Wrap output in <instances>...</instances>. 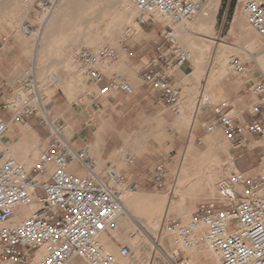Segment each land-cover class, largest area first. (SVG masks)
I'll list each match as a JSON object with an SVG mask.
<instances>
[{"label": "built area", "instance_id": "2783aa9c", "mask_svg": "<svg viewBox=\"0 0 264 264\" xmlns=\"http://www.w3.org/2000/svg\"><path fill=\"white\" fill-rule=\"evenodd\" d=\"M127 1L147 16V20L138 21L139 25H146L154 14L179 25L194 22L210 0ZM241 11L264 41V0H246ZM191 59L175 27L164 24L160 39L150 49L148 62L140 73L148 93L175 112L182 96L175 73L190 66ZM117 60V53L108 47L96 51L83 48L76 54L75 64L80 73L98 89L92 96L94 100L134 94L130 83L103 72L104 67H111ZM230 68L244 75L238 58L231 59ZM2 88L0 143L10 127L34 119L44 133V150L27 170L7 156L8 147L3 144L0 262L70 264L83 260L87 264H119L118 256H130V249L122 246L115 255L107 251L101 238L116 225L120 189L132 192L136 185L123 188L126 178L120 172L112 168L97 172L90 148L73 147L72 138L66 135L68 126L52 117V102L32 70L23 75L17 91L6 81ZM249 94L253 99L249 121H236L227 102L207 106L201 111L212 113L206 133L219 130L235 149L245 148L248 137L264 140V75L251 85ZM135 161L128 156V164L134 165ZM154 173L157 187H166L165 168L158 166ZM32 206L36 207L32 215L23 217L18 213L20 208ZM166 232L188 246H207L219 257V264H264V176L254 178L232 171L217 185L216 196L209 203L200 205L187 222L169 221ZM172 264L194 263L178 253Z\"/></svg>", "mask_w": 264, "mask_h": 264}, {"label": "rangeland", "instance_id": "374dc122", "mask_svg": "<svg viewBox=\"0 0 264 264\" xmlns=\"http://www.w3.org/2000/svg\"><path fill=\"white\" fill-rule=\"evenodd\" d=\"M39 1L43 4L47 0H0V50L6 45L15 48L10 55L2 56V61H0V94L3 92L2 83L4 81L10 83L13 90L17 91L20 88V80L23 75L30 70L34 72L36 67H41V71L39 70L38 72V80L44 88V94L48 101L52 102V117L65 122L72 132V137L75 129H78L82 131L80 134L90 141L93 139L94 133L97 130L98 118L102 117L104 114L103 111L99 114H95V120H92L95 112L91 108L92 96L97 93L98 89L94 84L88 82L87 78L83 75L82 80H84V83H79L76 77L81 73L75 64V59L73 58L67 65V63L64 64L62 58L68 56L71 59V57H75L83 48H91L96 51L101 47H109L113 49L117 55H124L122 51L127 43L130 42L129 36L136 34V38L139 39L142 35L138 21L147 20V17H143L144 15L142 16L141 13H137L135 7L131 5H128L127 7V3L122 0H119L120 3H117L116 0H66L65 8L72 7L74 14L73 23L66 22V25H85L87 26L85 30L89 35L102 32L101 38L108 37V33L110 36H117L116 40L117 42H120L119 47L107 44L89 46L88 44L82 43L70 53L68 52V47L65 51L63 50L56 54L47 51L44 55L49 60L41 61L36 66V63L32 61L35 37L31 35H23L20 33V29L26 24H30L35 29H38L40 25H45L47 23L46 21L41 20V18L44 17V12L37 7ZM245 1L246 0H222L216 16L214 28L210 33H202V37L198 39V41L201 42L202 47L208 50V58H211L210 62H208L209 68L206 66V69L208 70H211L214 63H216L214 62V56L216 55L217 51H215V49L216 46H218L219 41L228 44L236 51L230 54V56H232L229 57V62L233 58H238L243 65L244 75H238V73L233 72L229 66L230 74L225 80L232 78L236 79L235 77L238 76L241 78L249 77L259 81L263 75L264 66L260 68L254 61V58L258 57L257 59L261 61L264 58V52L256 50L252 51L253 56L248 55L247 52L244 51V49L249 50L248 44H246V41L242 38L237 26L239 18H246L241 11L242 3ZM152 18L154 22L150 20L146 24L149 25V29L156 28L157 31H162L164 24L159 20L157 21L155 17ZM45 19L48 20L49 16ZM195 22L196 20L189 25L192 27L195 25ZM62 23L64 24V22ZM68 29L69 27L65 28L68 40H70L75 33H80L78 30L75 31L76 29L70 30V32ZM250 30L253 31L252 36L264 44V41L258 36V34L251 28ZM122 34L126 35L122 38ZM147 37L148 39H151L149 38L150 36ZM212 38L215 40H212ZM156 40V42L150 41L148 45L149 49L159 41L158 39ZM212 41H214L213 43H216L214 44L215 47L207 48ZM143 45H145V43ZM129 52L130 51L127 49L125 55L127 56V53ZM19 53L22 54V56ZM211 55L213 58L210 57ZM22 57L27 58L28 61L20 62L19 58ZM15 58L17 61L13 60ZM128 58V56L125 57V60L127 61ZM130 60L133 59L131 58ZM20 65H22V68L19 67ZM190 67L191 70L189 73L193 72L192 64ZM102 70L108 75L117 73L123 81L129 82L133 88H135V85L143 86L140 77L137 75V71L130 66L128 61L126 64H114L110 68L104 67ZM59 73H64V75H70L72 77L70 79V82L72 83L70 88L67 87L66 84L62 87L60 83H53L54 79H58ZM193 77L194 76L192 75L188 76L189 82L182 77V83L186 84L183 93L186 90H190L186 88H193V90H191L194 92V96H191V99L193 100L192 107H179L178 105L175 114L171 110H168V107H162L156 103V101L154 102V99H150L149 96L151 102L147 106L145 105V101H142L141 105L138 102H133L125 105L124 109H122V119H120L119 122L117 120V122L118 127L125 131L123 137H120L117 133H111L106 136L104 159L106 160L107 155L114 149L117 154H114V157L113 159L111 158V160L115 161L117 157L118 160L115 162L116 164L111 163V168L122 173L124 169L129 170L127 175L126 173H123L127 178L123 188H126L130 184H134L137 187L135 192L143 195V204L137 209V215L141 218L142 223L148 222V218L154 216L155 213H157L158 208L163 207L162 214L160 215V238L166 236V226L169 221L179 220L181 222H187L191 219L193 213L200 205L209 203L214 198L213 196V198H211V196L201 198L190 204L186 211L189 216V219L187 220H184L179 216L177 213L179 211L169 213L167 209L169 206L168 203L174 202V204H176L179 201L178 198L172 197L171 189L175 186L176 176L182 165V156L191 143L197 151H206L205 140L210 136V134L206 133L207 126L209 125V123H207L205 125V130L198 132L196 129L194 132V140L191 142L188 127L185 126V124H182L176 128V120L180 114L183 113V116L186 120L188 119L189 122L194 115V109L205 99H211L213 102L212 106L227 102L225 97H221L224 89L218 88L208 93L203 86L204 80H195ZM193 80L198 83L200 86L199 88L190 86V82ZM143 88L146 90L144 86ZM66 89L69 91H66ZM186 99L187 97L185 98V102ZM205 113L206 116L212 115L210 110ZM107 116H109V113H107ZM31 121L36 124L34 119H29L27 123ZM27 123L16 124L8 133L11 140L8 139L6 142L2 139L0 150L1 147L3 148V144L8 147L12 142H18L22 134L34 132ZM29 137L35 139L31 135H29ZM68 137L69 136H67V138ZM37 138L38 137H36V139ZM221 138L224 139V136L222 135ZM37 143V149L43 151V140L37 139ZM228 144L230 145L228 150L217 151V155L221 161L220 166L222 168V177L224 179L228 178L231 172L237 168L246 171L250 170L255 176H264V140L254 137L253 140L248 142L246 148L241 149H235L230 143ZM84 146L92 148V145L89 142ZM34 154L35 151L30 153L29 166L37 159L34 157ZM128 156L136 160L134 165L128 164ZM94 157L96 158L95 155ZM2 158L3 150L0 153V161ZM230 161H233L234 167L225 165ZM158 166H163L166 170L167 185L163 188L157 187L154 179V171ZM98 172L101 173V171ZM247 175L249 176V174ZM121 191L126 192L125 189H121ZM136 221L126 220L124 222V228L130 229L134 235L133 239L135 241L133 246H130L126 242H115L116 252L119 253L122 246L128 247L131 254L124 258V262L128 264H169L168 260L159 253V250L157 251V248L154 249L155 244L151 242V239L147 237L144 229ZM116 222H118L117 219ZM107 234L110 235V232ZM179 253L181 258L186 257L192 260L193 255L190 256L184 251H179ZM0 264L13 263L11 261H5L0 262ZM73 264L87 263L83 260H79Z\"/></svg>", "mask_w": 264, "mask_h": 264}, {"label": "bare ground", "instance_id": "6f19581e", "mask_svg": "<svg viewBox=\"0 0 264 264\" xmlns=\"http://www.w3.org/2000/svg\"><path fill=\"white\" fill-rule=\"evenodd\" d=\"M55 1L56 0H48L49 3L48 4L46 3V5L45 3L42 4L40 1L37 3L38 4L37 7L42 12H44V17H42L41 20L46 22L49 21L50 25H52L53 23L54 25H58L60 22L59 19L67 16L65 15V6H66L65 0H61V2L59 3L57 2L55 3ZM122 1L127 3V7L128 5L133 6L127 0H122ZM116 2L120 3L119 0H116ZM221 2L222 0H210L204 13L195 19L196 20L195 25H193L192 27L191 25H189L190 23L177 25L174 22L165 21V19H163L159 14H154L153 16L155 17V19H157V21L159 20L163 24H169L175 27L181 44L192 55V59H191V63L193 66L192 74H194L198 79L204 80L203 86L205 88V91L208 93L218 88L222 89V80L230 74L229 57L232 56V55L230 56V54L236 52L228 44L219 41V44L218 46H216L215 49V51L217 52L216 55L214 56L215 57L214 62L216 63H214L211 70L206 69V66H208L209 68L208 62H210L211 58L210 59L208 58V50L202 47V44L201 42L198 41V39L202 37V33H206V32L210 33V31H212V29L214 28L216 23V16L219 11ZM137 13L140 12L137 10ZM47 16H49L48 20L45 19ZM143 17H147V16L144 15ZM237 22H238L237 26L240 30V34L249 47V50L244 49V51L251 56H253L252 51L259 50L261 52H264V44H262L257 40V38H254L252 36L253 31L250 30L251 27L250 25H248L249 22L247 17L239 18ZM20 33H22L23 35H31L35 37V40H37L42 36V31L34 29L33 26L30 24L23 25L20 29ZM99 34L102 35V32H99ZM212 40L215 39L212 38ZM98 41L99 42L95 41V44H93V41H88V45L98 46L105 43L103 42V40H98ZM213 42L214 41H212L207 48L215 47L214 44L216 43ZM113 46L118 47L117 45H113ZM210 57H212V55ZM257 58H254V61L258 64L260 68H262L264 66V58L261 61H259V59ZM34 73L36 74L38 79V72L36 73L34 71ZM263 75H264V71H263ZM71 78L72 77L70 75H64V73H59L58 79L56 78L54 79V81L60 83L62 87H64L66 84L67 87L70 88L72 86V83L70 82ZM76 78L78 79L79 83L81 84L84 83V80H82L83 79L82 74H79ZM66 91L69 90L66 89ZM190 92L191 91L189 90L184 91V93L182 92L181 99L178 102L177 106L179 105V107L183 106L187 108L192 107L193 100L190 99L189 97ZM185 96L187 97L186 102H185V98H186ZM212 104L213 102L211 101V99H205L201 101L199 105H197V107L194 109V115L191 117L189 122L188 119L186 120V118L183 116V113H181L175 122V127L177 128L178 126L185 124V126H187L189 130L190 141L193 142L194 132L196 131L198 126V114L207 106H212ZM11 129L12 127H10L9 131ZM99 133L100 130H97L96 134L99 135ZM67 136L70 137L69 132ZM221 136L222 133L219 130L216 131L215 133L210 134V136H208V138H206L205 140L207 149L204 152L197 151L192 145V143L191 145L188 146V149L185 151L184 155L182 156V165L179 172L177 173L175 186L174 188L171 189L172 197L178 198L179 201L176 204H174V202H170V203L167 202L169 205L167 207L169 213L179 211L177 212L179 216H181V218H183L184 220H187L189 219V216L186 211L188 210L190 204L201 198H206L210 196L211 198H213L216 196L217 185L220 183V181L224 179L222 177V168L220 166L221 161L217 155V151L228 150L230 147L226 139L225 138L222 139ZM37 139L36 138L31 139L29 136L20 139L18 142H15L13 145L8 146V152L6 153L7 156H11L15 158L25 169L27 170L30 169L34 163L33 162L29 166L30 153L32 151H35L34 157L38 158L42 152L41 149H37L38 148ZM90 150L96 156V159H93V163L95 170L98 172L104 166V162L101 158L100 148L98 146H95ZM225 165H228L229 167H234L233 161H230ZM80 174L85 175L84 172ZM142 198L143 195L138 192L121 191L120 203L118 204V211L116 217L118 222H116L115 227H113L110 230L111 236L106 233L101 238V242L105 246L107 251L115 255H118V253L116 252L115 242H121V243L126 242L130 246H133V243L135 241L133 239L134 235L132 234L130 229L124 228V222L126 220L136 221L139 219L136 222L144 229L145 233L147 234V237L151 239V242L155 244L154 249L157 248V251L159 250V253H161V255H163V257L168 260L169 264H172L173 257L176 254H178L179 251H184L190 256L193 255L191 261L194 264H219V257L216 256L207 246L204 245L188 246L178 238L171 236L168 232H166V236L160 238V228H161L160 215L162 214L163 207L158 208L157 213H155L154 216L148 218V222L142 223L141 218L138 217L137 215L138 214L137 209H139L143 204ZM35 210L36 207L34 206L30 208L23 207L20 208V211L18 213H20V215L25 217L32 215ZM118 259H119V264H128L124 262V258L118 256Z\"/></svg>", "mask_w": 264, "mask_h": 264}, {"label": "crops", "instance_id": "0c3cea01", "mask_svg": "<svg viewBox=\"0 0 264 264\" xmlns=\"http://www.w3.org/2000/svg\"><path fill=\"white\" fill-rule=\"evenodd\" d=\"M56 2L59 3V2H61V0H56L55 3ZM44 3L46 5V3L48 4L49 2L47 0ZM66 14H68L67 15L68 18L66 16L64 18L59 19L60 22L58 25H54V23L52 25H50V23L48 21L45 25H40V27L38 29H36V30L42 31V36L40 38H38L37 40H35V42H34V47H33V52H32V61H34V63H36V66L41 61H44V60L48 61L49 60L44 55L47 51L49 53H55L56 54V53L62 52L63 50L65 51V49L68 47V52L70 53L76 47H78L80 44H82V43L88 44V41H93V44H95V41L99 42L98 40H103V42H105L104 44L117 45L119 47L120 42H117V40H116L117 36L116 37L112 36V35L110 36L108 33V37L101 38V35L99 34V32H97L93 35H89L87 33V31L85 30L87 28V26H85V25H80V26H78V25H66V22L73 23V20H74L73 8L72 7L65 8V15ZM150 20L153 21V18H151ZM62 22H64V24ZM66 27L67 28L69 27V29H68L69 32H70V30L76 29L75 31L78 30L80 33L79 34L75 33L74 36L71 37L70 40H68L67 39L68 36L65 33ZM139 27H140V32L142 35L139 37V39L136 38V34L135 35L132 34L129 36L130 42L127 43V45L124 47V49H123L124 52L122 51V53L124 55L118 54V60L115 63V64H120V63L126 64V62L128 61L130 66L137 71L138 77H140V73H141L142 69L146 66V64L148 62L149 54H150V49H149L148 45H149L150 41L156 42L157 41L156 39L159 40L160 39V33H161V31H159V30L157 31L156 28L150 30L149 25H139ZM124 35H126V34H122V38L124 37ZM44 36H46V37H44ZM147 36H150L149 38H151V39H148ZM122 38H120V39H122ZM144 43H145V45H143ZM97 44H99V43H97ZM127 49L130 52L127 53V56L129 58L126 61L125 57H127V56L125 55V52L127 51ZM14 50H15L14 47H8L7 45L5 47H3V49L0 50V61H2V58H3L2 56L10 55V53L13 52ZM130 53H134L133 57L129 56ZM20 55L22 56V54H20ZM73 58L74 57H71V59H70V57L65 56L62 58V61H64V63H69ZM131 58L133 60H130ZM13 60L17 61L16 58ZM19 61L20 62L28 61V59L22 57V58H19ZM19 67L22 68V65H20ZM50 68H52V67H50ZM41 69H42L41 67H36L35 72L37 73V72H39V70L41 71ZM190 70H191L190 66H185L180 71H177L175 73L176 85L181 87L182 92H183L184 88L186 87V84L182 83V77L185 80H187V82H189L188 76H190V75L195 77V78L193 77V79L198 80V78L194 74H192V72L189 73ZM187 73H189V74H187ZM109 76L110 77H112V76L119 77V75L117 73H112ZM235 78L236 79L232 78V79H227V80H225V78H224L222 80V89H224L222 96L227 99V103L229 104L231 113L235 117L236 121H238L239 123H245L251 119L250 110H251V104H252L253 99L249 94V88L251 87L252 84L257 82V80L251 79L249 77L241 78V77L237 76ZM53 83L58 84L54 80H53ZM190 86H193L196 88L200 87L198 85V83L194 80L190 82ZM186 89H190L189 91L193 90V88H186ZM189 94H190L189 97L191 99L192 98L191 96H194V92L191 91V93H189ZM149 96H150V99L151 98L154 99V102L156 101V103H158L160 106L166 107L162 103L158 102L157 99H155V97H153L149 93L147 94V91L144 90L142 85L141 86L135 85L134 94L131 96H126L124 94L111 95L110 97L103 99V100H94L92 97L91 108L95 111L94 117L92 120L93 121L95 120V114H99L102 111L104 112L103 116L98 118V120H97L98 121L97 130H100V133H99V135H97L96 134L97 130H96L94 133L93 139L89 141L86 139L85 136L80 134V132H82V131H80L78 129H75L74 135L72 137V132L68 128L69 131H67V133L69 132L70 137L72 138L71 142H72L73 147L76 149H80V148L84 147V145H86L88 142L91 143L92 148H94L95 146H98L100 148L101 158L104 162V166L101 168L100 171L102 172L103 170H105L107 168H111V163H115L118 160V157L116 158L115 161L111 160V158L113 159V157H114L113 155L117 154L116 151L113 149L107 155V159L106 160L104 159L105 150H106L105 149L106 136L108 134H111V133H117L120 137H123L125 131L118 127V122L120 121V119H122V113H121L122 109H124L125 105L133 103V102L134 103L138 102L141 105L142 101H145L146 102L145 105L147 106L151 102L149 100ZM168 110H171L172 112L175 113V111H173L172 109L168 108ZM176 111H177V109H176ZM107 113H109V116H107ZM117 120H118V122H117ZM211 122H212V115L206 116V113H199V115H198V127H197L198 132L205 130V125L207 123H211ZM27 125L34 132L24 133V134H22L20 139L26 138L29 135H31L34 138L38 137L39 139L43 140V134L44 133L37 127V125L34 122H32V121L28 122ZM67 133H66V135H67ZM8 139L11 140L10 136L7 134L4 137V140L7 142ZM253 139H254V137H248L247 138L245 148L247 147L248 142L253 140ZM14 143L12 142L10 145H13ZM10 145H8V146H10ZM2 150H3V148L1 147L0 153ZM102 150H103V152H102ZM91 155H92L93 159H96L94 157V155L92 154V151H91ZM236 170L243 172V173H247V174H249L250 177H254V178L260 177V176H255L252 173V171H250V170L246 171V170H243L240 168L239 169L237 168ZM80 173H83V171H80ZM120 173L124 176L123 173H126V175H127L129 173V170L124 169L123 173L122 172H120ZM124 177L126 178V176H124ZM77 261H79V260H75L73 263H75ZM73 263H71V264H73Z\"/></svg>", "mask_w": 264, "mask_h": 264}]
</instances>
